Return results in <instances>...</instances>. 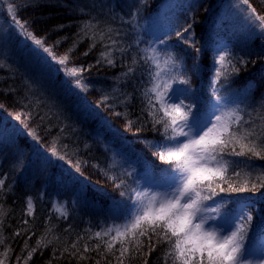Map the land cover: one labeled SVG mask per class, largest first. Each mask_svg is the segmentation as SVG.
I'll list each match as a JSON object with an SVG mask.
<instances>
[{
    "label": "snow or ice",
    "instance_id": "snow-or-ice-1",
    "mask_svg": "<svg viewBox=\"0 0 264 264\" xmlns=\"http://www.w3.org/2000/svg\"><path fill=\"white\" fill-rule=\"evenodd\" d=\"M5 2L12 26L32 41L34 47L29 49V54L36 58L37 64L41 67L50 66L51 62L60 64L65 75L75 77V86L83 90L82 73L94 65L67 68V61L78 41L57 57L53 47L62 40L46 46V36L37 37L34 32L28 31L26 22L18 19L19 5L15 0ZM241 3L247 5V20L253 24L260 22V51L235 56L227 48H214V53L219 54L213 56L207 95L192 85L193 75L202 78L203 67L200 63L201 48L195 47L190 35L191 23L175 29L171 26L155 28L148 33L152 39L145 40L135 23L137 12L128 13L125 20L116 12L119 4L109 7L103 0H93L87 12L84 8L78 9L87 19L77 36L83 39L91 34L89 38L93 40L83 55L87 56L96 46L97 36L100 41L107 39V44L96 64L106 63L114 67L116 54L120 55L125 70L117 79L137 83L133 92L123 94L120 104L124 111L116 115L127 118L125 127L129 130L136 126L137 133L148 130L156 134L155 139L143 142L162 165L152 164L143 154L137 153L133 155L140 170L123 164L119 170L114 164H109L108 168L93 165L111 181L121 199L112 203L109 213L111 222L102 223L100 230L94 233L100 243L93 248L85 244L83 253L99 251L103 246L104 251L100 252L102 259H107V253L117 264L140 257H143V264H149V254L164 246L167 249L165 264L169 257L173 264H264V167L254 163L256 159L264 160V116H260L259 123L253 117V111H264V94L254 107L244 103L254 90L253 81H247L242 88H232L242 67L246 68L250 63L255 67L259 63L264 69V16L257 14L249 0H241ZM28 6H33L32 0L24 4V7ZM106 8L107 12L104 11ZM92 12L96 13L95 16ZM117 20L119 27H113ZM62 28L57 26L53 30L60 31ZM173 37L177 44L195 47L196 56L190 67L186 65V58L176 54V47L171 43ZM253 56L256 59H252ZM0 67L3 65L0 64ZM117 91L119 89L113 88V92ZM221 91H225L226 95H221ZM136 93H139L138 97ZM137 98L139 114L133 120L129 108L134 106L133 101ZM108 99V96L102 97V100ZM20 118L19 114L15 117L17 120ZM32 118L30 112L26 119ZM45 118L39 117L41 122ZM66 128L61 127L60 132H65ZM28 135L33 140H39L32 130ZM50 155L57 160H66V156L58 155L55 150ZM238 157L245 159H235ZM81 163L87 164L88 161H78L76 172H80ZM6 178V174L0 178V193L6 190ZM26 204V214L32 216L34 206L31 196L27 197ZM52 208L60 217L68 218V210L63 204L53 202ZM257 213L259 244L251 237ZM4 215L0 206V224ZM23 223L27 225L29 222L25 219ZM20 234L19 231L15 233L17 236ZM2 243L4 238L0 232ZM50 243L52 241L48 240L43 246L47 247ZM41 244L42 240L38 239L37 247L28 252V259ZM71 248L75 251L65 248L64 252L70 256L80 253L76 242ZM55 251L53 249L54 258ZM83 253L79 254L81 260L87 259Z\"/></svg>",
    "mask_w": 264,
    "mask_h": 264
},
{
    "label": "trees",
    "instance_id": "trees-1",
    "mask_svg": "<svg viewBox=\"0 0 264 264\" xmlns=\"http://www.w3.org/2000/svg\"><path fill=\"white\" fill-rule=\"evenodd\" d=\"M168 1L103 0L109 7L119 4L116 12L118 15H123L125 20L128 19V13L137 12L135 23L145 40H151L152 37L148 33L152 31L151 27L160 17ZM28 2L29 0H15L19 5L18 19L27 23L29 32H34L37 37L46 36V46L62 40V43L53 47L57 57L62 56L74 42L78 41L67 61V68L81 66L87 68L89 65L94 67L82 73L85 85L82 90L75 86V77L65 75L63 66L51 62L50 87L56 81L60 89L56 93L55 101L48 95L44 86H34L23 71H18L19 68L13 69L11 63L7 65V62L0 58V64L3 65L0 67V178H4V174L7 177L6 190L0 193V206L5 212L3 223L0 224V232L4 238V243L0 244V264H97V261L99 264H108V261L117 264L110 254L105 253L107 259L101 258L100 252L104 251L103 246L99 251L83 253L85 244L93 248L95 244L100 243L94 233L100 230L102 223L111 222L109 213L112 203L121 199L119 191L114 189L111 181L93 165L99 164L103 168H108L109 164L117 166L111 158L112 152L119 150L118 144L114 141L116 139L124 145L127 153L143 154L150 163L162 166L143 142L155 139L156 134L148 130L137 133L136 126L129 130L125 127L127 118L116 115L117 112L124 111V107L120 104V100L124 98L123 94L133 92L134 84L137 82L117 79L125 70L118 53L114 67L106 63L96 64L101 51L106 50L104 45L107 44V39L100 41L97 36L96 46L87 56L83 55L93 40L89 38L91 34L83 39L77 36L83 21L87 19V16L78 9L84 8L87 12L93 0H32L33 6L24 7ZM249 2L256 9L257 14L264 16V0H249ZM244 7L247 9V5ZM104 11L107 12V8ZM184 12L188 19L182 22L181 19L185 14L180 15L177 19V21L181 20L179 27L191 23L192 42L195 47L201 48L200 63L203 74L202 78L193 75L192 85L203 92L207 88L205 87L207 78L212 72L213 51L208 43L213 15L209 16L206 3L189 5L184 8ZM91 14L95 16L96 13ZM1 16L5 21H12L5 6L1 8ZM258 23L260 25L259 21ZM57 26H63L62 30L54 31ZM112 26L119 27V20ZM13 31L14 38L19 37L22 40L17 48L25 52L28 47H34L32 41L20 34L17 28L14 27ZM251 34L256 36L251 37ZM259 39L260 34L256 27L233 44L231 53L240 56L243 52H258L262 42ZM195 47L184 44H180V48L178 46L181 52H185L188 66V61L196 56ZM187 49H190V52H186ZM252 59L256 57L253 56ZM249 80L254 82L255 87L244 103L256 107L261 95L264 94V69L259 63L255 67L251 63L246 68L242 67L232 88H242ZM113 88L119 91L113 92ZM138 95L139 93H136L137 97ZM223 95H226L225 91ZM104 96H108L109 99L102 100ZM133 105L129 111L132 113L131 119L135 120L140 107L138 98L133 101ZM30 112L33 118L28 120L26 117ZM18 114L20 120L15 119ZM40 116L46 117L43 122L39 119ZM260 116H264V111H253L257 123L260 122ZM64 126H67L66 131L61 133L60 128ZM30 130L39 137L38 141L28 135ZM104 139H110L109 144H106ZM85 145L88 147L86 148ZM53 150L58 155L66 156V160L51 157ZM42 156L45 157L44 160H41ZM235 159L244 160L245 157ZM85 160L88 163H81L80 172H76L77 162ZM254 163L264 167V160L256 159ZM116 170H119L118 167ZM8 185H11L10 189ZM230 195L256 196L258 193ZM29 196L33 198L32 216L26 214V199ZM53 202L63 204L67 208L69 213L67 219L55 212L52 208ZM25 219L29 222L27 225L23 223ZM258 223L259 218L255 217L252 238L258 237ZM69 225H71L70 229ZM65 229L69 230L65 231ZM87 229L91 231H86ZM17 231L21 233L19 236L15 235ZM80 236L83 239H78ZM38 239L42 240V244L33 253L31 259H28V252L37 247ZM48 240L52 243L44 247ZM73 242H76L80 253H83L87 259H79L80 253L70 256L68 252H64L65 248L75 251L71 248ZM119 246L117 243L116 247ZM53 249L56 250L55 258ZM166 251V247H158L149 254V264H165ZM125 264H143V257L132 261L126 260ZM167 264H173L171 257L168 258Z\"/></svg>",
    "mask_w": 264,
    "mask_h": 264
},
{
    "label": "rangeland",
    "instance_id": "rangeland-1",
    "mask_svg": "<svg viewBox=\"0 0 264 264\" xmlns=\"http://www.w3.org/2000/svg\"><path fill=\"white\" fill-rule=\"evenodd\" d=\"M195 3H206L209 16L213 15L211 20V35L208 43V45L212 47V51L214 48L218 47L221 49L227 48L231 52V49L234 46L233 44H235L238 39L245 36L248 31H252L256 27L259 30L258 21L253 24L246 19L247 9L241 3V0H179L176 2L169 0L164 6V10L161 11L160 17L153 24L151 29L154 30L155 28H160L161 26H171L173 29L178 28L181 20L184 22L188 19L186 13L184 12V8H187V6L189 7V5L193 6ZM3 6L7 7L6 2L5 0H0V58L6 61L7 65L11 63L12 65L10 66H13V69L19 68L18 71H23L34 86H44L48 95L56 101V93L60 90L59 83L55 81L53 82L54 85L51 86L52 88L50 87L49 75L52 71L49 66L41 67L37 64L36 58L29 54V49L32 47H28V50L25 52L16 47L21 44L22 40L19 37L14 38V35L12 34V31L14 30V27H12V21L8 22L2 18L1 8H3ZM182 14H185L184 18L177 21ZM255 36V34H251V37ZM259 40H262L261 36ZM171 43L176 45V54L186 58L185 52H181V50H179L180 44L176 43L175 38H173ZM186 52H190V49H187ZM218 54L219 53H214V51L211 54L212 64L213 56ZM188 62L190 67L193 60H189ZM211 74L212 72L210 73V76ZM31 76L34 80L31 79ZM210 76L207 78L205 85L207 88ZM207 88L203 90L202 94L207 95ZM223 93L224 91H221L220 94L223 95ZM100 132L103 134L105 133L103 131ZM109 140L110 139H104V142L109 144ZM114 141L118 144L119 150L115 151V153L112 152L111 158L113 162L117 164L118 169L119 166L123 164L125 167L137 168V170H140L138 165L135 164L136 157L132 153H127L124 145L121 144L119 140L115 139ZM44 159L45 157L42 156L41 160ZM256 218H259V213H257ZM255 239L257 244L261 243L259 237H255Z\"/></svg>",
    "mask_w": 264,
    "mask_h": 264
}]
</instances>
